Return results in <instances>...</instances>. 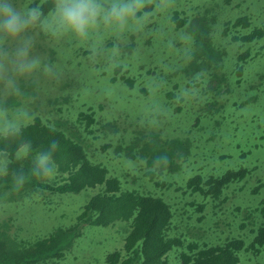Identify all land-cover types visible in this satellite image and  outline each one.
I'll return each instance as SVG.
<instances>
[{
	"label": "rangeland",
	"instance_id": "rangeland-1",
	"mask_svg": "<svg viewBox=\"0 0 264 264\" xmlns=\"http://www.w3.org/2000/svg\"><path fill=\"white\" fill-rule=\"evenodd\" d=\"M147 2L155 6L159 4L160 9L154 11L139 30H129L118 36L102 32L86 40H80L73 34L67 33L56 39L57 42L78 45L70 46V50L67 46H58L64 49L65 55L61 54L60 61L57 60V64L48 71L43 69L42 63L52 58L55 42L48 36L43 37L41 33L36 32L32 37V54L40 59L41 67L30 75L16 78L23 94L12 97V103L13 101L19 103L20 100L21 104L30 109L35 116H39L41 121L68 132L73 128V124L75 128H83L76 124L79 99L84 97L85 101H91L95 105L94 116L97 120L94 128L109 120L114 123L116 129L113 131L104 129L106 133L100 129L86 135L83 145L89 158L93 162L100 160L104 162L101 163H106L110 168V174L118 176L123 186L161 193L165 188H160L158 184L162 179L159 171L152 168L155 174L151 177L147 174L150 168L145 161L138 157V159L131 158L126 154L125 148L132 141L129 138L138 133L139 126L136 124L142 122L143 117L137 115L147 112L144 105L151 112L160 114L158 101L164 98L163 102L167 101L168 104L165 106L162 104L164 107L160 109L162 116L160 115L159 120L153 124L147 122L146 125L140 126L151 130L157 129L163 135L171 133L180 136H188L192 128L193 132L189 136H194L197 140L194 141L195 147L193 146L194 158L198 160L203 153H213L211 158H205L199 162L200 166H196L202 172L206 169L218 173L223 168L236 165L234 163H240L251 169V181L245 191H243L244 184L235 182L224 190L221 201L207 200L203 196L197 197L198 202L204 204L203 212L208 217L204 219L205 222L198 223L193 214L191 220L186 214L176 211L174 222L179 226H175V231L185 232L184 228L190 227L191 235V232L196 230L203 235V230L211 227L212 230L208 229V236H213L214 241H218L217 238L223 239L233 227L237 228L242 222L249 223V219L244 217L248 214V207L262 198V188L257 189L259 180L256 177L264 175V129L256 126L262 121H253L249 118L261 117L264 120V37L249 44L250 57L247 56L241 74L236 75L234 53L245 51L247 46L239 48L238 43L231 41L233 34L231 30L225 34L222 32L223 27L218 28L217 25L211 27L217 42H221L228 52L226 62L223 61L225 68L222 70L229 74V82L228 80L227 82L230 91L217 95L218 103L214 105L215 115L211 120L208 119V115H203L202 122L193 125L196 116L203 111V101L207 94L202 91V86L195 84L193 77L177 70L183 64L184 54L188 51L187 46L189 47L191 40L188 32L173 26L174 23L170 21L169 15L172 6H177L182 11L181 18L193 17L197 10L205 12L209 8L211 14L215 15L219 22H223L227 18L251 13L255 3V10L251 13L254 20L252 25L261 24L264 23V0H147ZM152 23L154 25H150ZM240 29L245 32V28L240 27ZM88 49L91 51L89 52ZM108 53L111 56L106 60ZM67 56L72 62L71 72H67L64 67L66 64L64 59ZM117 65H121V70L115 73L114 68ZM8 73L6 66H0L2 83L3 77ZM121 74L132 81L123 80ZM96 75L101 77L100 87L105 89L104 93H99L102 95L99 102L103 105L100 108L96 96L92 95L89 88L94 85ZM113 76L115 80H112ZM20 79L23 83H20ZM52 79L55 80L52 88L45 89L48 81ZM143 86L147 88V94L141 92L140 88ZM1 87L8 95L4 84ZM226 87L227 85H224L223 90ZM169 90L173 95L167 98L165 91ZM48 91L50 93H47ZM5 94L0 91V97H4ZM116 95L124 98L122 99L124 102L121 103ZM236 120L242 122L240 126L243 124L244 129L240 128L232 132L231 124ZM206 122L209 123L208 126L203 125ZM228 139L233 145L229 141L223 142ZM106 144L109 145L102 147ZM196 144L200 145L198 149ZM120 145L121 149L118 150L117 146ZM197 152L200 153L199 156H196ZM189 163L190 161L183 159L182 169ZM257 166L259 167L255 172ZM174 185L171 184L170 188ZM253 188L258 191H253ZM95 192L96 188H87L77 193L46 190L40 195H35L30 202L29 200L23 204L19 202L24 215V225L29 228L30 234L40 236L48 235L60 226H71L76 223V217L83 204ZM6 204L5 199L0 200V220L12 210V206L8 208ZM238 206L242 207L241 211L237 209ZM122 223L117 221L108 226L79 224L66 254L58 259L48 260L49 263L46 264H100L107 253L122 248L126 234L121 232ZM254 223L258 222L252 221V227ZM197 225L201 226L200 230ZM257 227L258 225L255 228ZM12 232L19 234L14 226ZM174 251L175 249H172L168 255ZM169 258L167 264H176L177 259L173 254ZM240 264H244L241 257ZM256 264H264V250L257 257Z\"/></svg>",
	"mask_w": 264,
	"mask_h": 264
},
{
	"label": "trees",
	"instance_id": "trees-1",
	"mask_svg": "<svg viewBox=\"0 0 264 264\" xmlns=\"http://www.w3.org/2000/svg\"><path fill=\"white\" fill-rule=\"evenodd\" d=\"M147 3L149 11L155 7L151 2ZM253 4L252 12L256 6L255 3ZM181 12L177 6H172L169 19L174 23L175 28L180 27L181 31L188 32L191 41L189 47L187 46L188 51L184 54L183 64L179 66L181 70L178 68L177 70L193 77L195 84L202 86V91L207 94L203 101V111L196 116L193 124L197 125L202 122L203 115H208L209 120L214 117V105L218 103L217 95L230 91L228 88L229 74L222 70L225 68L223 61L226 62L228 52L221 42H217V37L212 34L211 27L213 25H217L218 28L223 27L222 32L225 34L231 30L233 32L231 41L238 43L239 48L247 46L245 51L234 53L236 59L234 72L240 75L247 56L250 57L249 44L264 37V23L252 25L254 21L252 12L235 18H227L223 22H219L216 16L211 14L209 8L205 12L197 10L195 15L189 18L187 16L181 18ZM240 27L245 28V32H242ZM53 41L55 42V47L52 49L53 56L50 60L48 59V62L43 61V69L46 67L50 70L53 65L57 64V60L60 61L61 54L65 55L64 49L58 46H67L70 50V46L78 45L77 43L70 45V42ZM88 51L90 52L91 49ZM110 56L108 53L106 60ZM64 63H66L64 64L65 70L71 72L72 62L68 56L64 59ZM120 70L121 65L114 68L115 73ZM120 77L125 81H132L129 77L124 78L122 74ZM112 80H115V76ZM53 81L55 80H49L45 89L52 88ZM101 81V77L98 76L94 78V85L89 87L92 95L97 98L99 108L103 107L99 102L102 97L100 94L105 92V89L100 87ZM20 83H23L22 79ZM2 85L0 81V87ZM85 85L88 86V84ZM224 85L227 87L223 90ZM140 89L143 94H147L148 90L145 86ZM0 91L5 94L3 87ZM172 95V91H165L167 98ZM12 97L5 94L4 97H0V102L12 103ZM116 97L121 100V103L124 102L121 96L116 95ZM163 100L165 99H160L161 103L158 101V113L160 114L151 112L144 105L147 112L137 115L143 117L142 122L136 124L139 126L138 133L129 138L132 141L125 148L126 154L131 158L138 157L145 161L150 168L147 174L151 177L155 174L152 168L159 171L162 179L158 184L160 188H165L161 193L123 186L118 176L110 174V168L106 163L108 167L103 164V161L93 162L89 158L83 145L86 135L93 134L95 130L102 129L101 131L106 133L104 129L109 131L116 129L114 123L109 120L98 128H94L97 120L94 116L95 105L91 101H85L84 97L79 99L76 124L83 128H75L73 124V128H70L68 132L57 126L53 131L47 123L41 121L39 116H35V122L25 130V136L32 140L34 146L45 144L48 140H56L59 143V151L54 157L58 163V174L52 179L30 178L20 189H13L7 178L0 179V200L5 199L8 208L12 206V210L8 209L10 212L0 220V264L49 263L48 260L58 259L66 254L79 224L108 226L117 221L123 222L120 224L121 232L126 233L123 246L107 253L100 264H167L172 254L177 259L176 264H240V257L243 258L244 264H256L257 257L264 250V175L256 177L259 180L257 189L262 188V198L256 200L253 206L248 207V214L244 217L249 219V223L242 222L237 228L233 227L223 239L216 237L218 241H214L213 236H208V229L212 230L211 227L203 230V235L197 233L198 230L191 232V235L190 227H185V232L175 231V226H179L174 222L177 210L186 214L191 220H193V214L196 222H205L204 219L208 217L203 212L204 204L198 202L197 197L203 196L207 200L221 201L224 190L235 182L244 184L243 191H245L247 184L251 181L252 172L250 168L240 163H234L236 165L223 168L218 173H215V170L206 169L202 172L196 166H200L199 162L205 158H211L213 153H203L198 160L194 158L193 146L194 141L197 142V140L194 136H189L193 132L192 128L188 136H180L171 135V133L163 135L157 129L151 130L140 126L146 125L147 122L153 124L159 120L162 116L160 109L168 104ZM13 102L17 103V101ZM19 103L21 104L20 100ZM252 117L249 119L262 121L256 126L264 129V120L261 117L257 119ZM240 123L242 122L236 120L234 124H231L232 132L236 129H244V125L240 126ZM208 124L206 122L203 125L208 126ZM243 135L246 136V134ZM225 141L230 142L229 139L223 140ZM230 143L233 145V142ZM108 145H102V147ZM196 147L198 149L200 145L196 144ZM117 149H121V145L117 146ZM197 153L196 156H199L200 153ZM183 159L190 163L182 169ZM204 164L209 163L204 162ZM20 167L25 168L26 165L21 164ZM206 167L209 169L208 166ZM258 167L255 168V172ZM171 184H175L173 188H170ZM87 188H96V192L81 207L76 223L67 227H57L44 236L29 233V228L24 225V215L19 202L20 204L27 203L28 200L30 202L35 195H40L46 190L77 193ZM171 190L172 193H170ZM253 191L258 190L253 188ZM237 209L241 211L242 207L238 206ZM252 221L258 223H254L252 227ZM257 225L258 227L255 228ZM13 226L19 234L12 232ZM197 226L200 230L201 226ZM172 249L175 251L168 255Z\"/></svg>",
	"mask_w": 264,
	"mask_h": 264
},
{
	"label": "clouds",
	"instance_id": "clouds-1",
	"mask_svg": "<svg viewBox=\"0 0 264 264\" xmlns=\"http://www.w3.org/2000/svg\"><path fill=\"white\" fill-rule=\"evenodd\" d=\"M159 9L157 4L149 11L147 0H0V66L9 70L3 77L4 87L9 95L19 97L23 90L16 78L40 69V59L32 54L36 32L53 40L67 33L80 40L102 32L118 36L139 30ZM35 119L20 103L0 102V179L7 178L13 189L22 188L33 177L52 179L58 172L54 157L59 143L48 140L34 146L25 136Z\"/></svg>",
	"mask_w": 264,
	"mask_h": 264
}]
</instances>
